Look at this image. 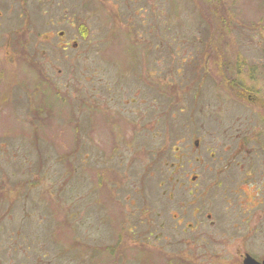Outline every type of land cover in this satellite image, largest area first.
Returning <instances> with one entry per match:
<instances>
[{
  "label": "rangeland",
  "instance_id": "obj_1",
  "mask_svg": "<svg viewBox=\"0 0 264 264\" xmlns=\"http://www.w3.org/2000/svg\"><path fill=\"white\" fill-rule=\"evenodd\" d=\"M28 2L0 0V264L263 259L264 0ZM208 17L219 50L197 58ZM240 143L244 168L219 172ZM251 184L252 224L242 204L211 227L224 188Z\"/></svg>",
  "mask_w": 264,
  "mask_h": 264
},
{
  "label": "flooded vegetation",
  "instance_id": "obj_2",
  "mask_svg": "<svg viewBox=\"0 0 264 264\" xmlns=\"http://www.w3.org/2000/svg\"><path fill=\"white\" fill-rule=\"evenodd\" d=\"M16 2L18 0H15ZM22 6H23V9L22 7H20V9L22 10V12L25 14V16H27V6H28V0H22ZM136 10L137 8L135 7V17H136ZM120 20V18H118ZM63 36V33H59L58 37H59V40L62 38ZM83 36V34H82ZM71 44H75L73 42H71ZM70 44L68 45V43H64L62 42L61 46H59V49H61V52L62 51H65L67 47H69ZM195 144L197 145V142H195ZM240 149L238 150H230V153H228V155H222L220 156V159L217 160L215 163H217L218 165H220L221 169L219 172H225L226 169L230 168V166L232 165H235V167H242L244 168V164H242L245 160H248L247 159V156L248 154L245 152V154L243 155V143H240ZM264 139H263V147L261 148L258 147L257 150L255 151V153L253 154V158L255 159L256 163L257 164V167L260 168L261 167V171L262 173L261 174H256L255 175V179H256V182L260 179H262V182H261V185L259 187V189L261 190V187H263V189L261 190V192H259L260 195L264 194ZM257 153H259L258 155H256ZM213 157H210L211 159H213L215 157V154L211 155ZM261 156V158H260ZM219 157V156H218ZM217 157V159H218ZM249 161V160H248ZM220 163V164H219ZM252 169V166L249 167V170ZM249 174V178L250 180H254V170H251L250 172H248ZM196 177L193 178V180H195ZM255 188V184H251V189L250 190H246L244 189L243 187H240L239 188H233V189H229L227 190V188H224V192L222 194V197L224 199V203H225V209H224V212H222V214H220V209L217 208V211L216 213L214 214V210L209 214L207 215V219L209 220L210 219V226L213 227L217 224V221L219 218L222 219V222L223 221H226L227 217H229L230 215H232L231 213L230 214H227L233 207H238V208H241V205H245V206H250V209H248L247 211H245L244 213L246 214L245 215V218L242 219L240 221V225L242 226V224L244 223H251L253 222V220L256 218V214L253 212L254 208L255 207H258V203L256 201V198H257V192H255L254 190ZM238 215H244L243 212H241V214H236V215H232L234 217H236L237 219H239ZM217 220H216V218ZM234 228H237V226H233ZM224 240H218L214 237H210L208 240L210 242V244L213 246V254L214 256L218 255V254H221V252L223 251V249L226 247L227 245V238H222ZM246 256H249L251 259H255L258 263H262L264 262V258L259 260L257 258H253L251 255H249L248 253L246 252H243V253H240L238 255V259L237 262L232 259V262H229L231 264H243L244 262V259Z\"/></svg>",
  "mask_w": 264,
  "mask_h": 264
},
{
  "label": "trees",
  "instance_id": "obj_3",
  "mask_svg": "<svg viewBox=\"0 0 264 264\" xmlns=\"http://www.w3.org/2000/svg\"><path fill=\"white\" fill-rule=\"evenodd\" d=\"M212 2H210V3H207L208 5H209V7L212 5L211 4ZM138 10H139V8L137 7V10H136V14H137V12H138ZM161 13V12H160ZM116 16L118 17V14H116ZM208 20H209V25L208 26H210V27H208L207 25H205V26H207V31H208V34H207V39H206V42L204 43V44H201V46H200V48H201V50H200V55L197 57V58H199V57H202L203 55H204V53H206V52H208V55L209 56H212L213 55V52L215 53V48H216V51H218L219 50V43H217V42H215L214 41V36H213V31L216 33V34H218V32H220L217 28H215V20H214V18H210V17H208ZM220 20H221V22H222V17L220 18ZM144 24V22H142V25ZM215 24V25H214ZM222 25V24H221ZM233 27V26H232ZM224 28V30H226L225 29V27H223ZM249 29H251V30H253V32L250 34V35H254V34H258V32H257V29H258V27L256 26V25H254V27H248ZM80 30H83V28H82V26L80 27ZM230 32H231V35L233 36H235V39H240V38H243L244 36H246V35H249V33L248 32H246V31H244L243 33H244V35L243 34H241V35H237V34H232V28H231V30H230ZM221 33V32H220ZM81 34H83V32H81ZM225 35H226V33H225ZM229 35H230V33H229ZM84 36V35H83ZM213 38V41L212 42H209V40H211ZM251 39H253V38H251ZM214 42V43H213ZM251 42V44H253L254 43V41H250ZM249 43V42H248ZM235 44V43H234ZM204 52V53H203ZM238 55L239 56H241V54L238 52ZM242 57V56H241ZM238 62L241 64V65H243L245 62H244V60H242L241 58H239L238 59ZM227 86H228V88L229 89H231V90H235L236 89V91H238V94H239V96L240 97H244L245 99H246V96H248L249 95V93H250V91L248 90V89H244V87H243V85H241V84H238V82L236 83H232V84H227ZM232 92V91H231ZM249 92V93H248ZM194 97V96H193ZM77 243L79 244V246H80V242H78L77 241ZM81 248V247H80ZM77 249H79V247L77 248ZM76 249V250H77ZM95 251H94V253L91 255V259H95V261L98 263V264H103V259H104V256L102 257V259H100L99 258V256L98 255H100V257H101V255H102V253H101V248H95L94 249ZM82 253H83V256H84V251H80V252H78V253H76V257H78V258H80L81 259V257H80V255H82ZM112 257H114V254H112V255H110L109 256V259H112ZM113 260V259H112ZM115 262V261H114ZM96 264V263H95ZM114 264V263H113ZM116 264V263H115Z\"/></svg>",
  "mask_w": 264,
  "mask_h": 264
},
{
  "label": "water",
  "instance_id": "obj_4",
  "mask_svg": "<svg viewBox=\"0 0 264 264\" xmlns=\"http://www.w3.org/2000/svg\"><path fill=\"white\" fill-rule=\"evenodd\" d=\"M243 264H264V262L258 263L255 259H251L249 256H246Z\"/></svg>",
  "mask_w": 264,
  "mask_h": 264
}]
</instances>
